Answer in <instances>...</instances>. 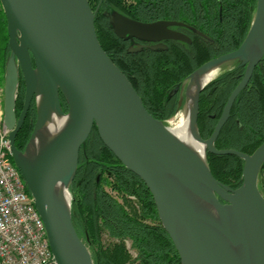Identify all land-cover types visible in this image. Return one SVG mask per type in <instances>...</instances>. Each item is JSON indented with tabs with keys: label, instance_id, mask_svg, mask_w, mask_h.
<instances>
[{
	"label": "water",
	"instance_id": "obj_1",
	"mask_svg": "<svg viewBox=\"0 0 264 264\" xmlns=\"http://www.w3.org/2000/svg\"><path fill=\"white\" fill-rule=\"evenodd\" d=\"M0 3L11 50L4 70L3 122L10 131L13 162L45 224L55 264H94L75 228L70 192L80 150L94 126L117 159L146 184L182 264H264V195L259 188L264 141L251 154L215 146L235 100L264 58V0H257L253 21L241 45L205 62L183 83L180 105L185 98L190 132L203 146L201 153L147 110L131 81L102 47L89 0ZM108 17L111 28L121 38L182 39L167 28L169 22H142L118 12ZM234 61L245 67L244 75L231 92L213 132L203 138L198 126L199 100L209 81L204 85L198 82ZM21 74L25 96L18 117ZM193 87L196 89L191 95ZM33 99L36 120L21 150L16 137ZM54 115L66 118L63 127L51 140L30 151ZM207 152L231 154L244 161L239 187L231 188L215 178ZM63 190L70 194L68 201Z\"/></svg>",
	"mask_w": 264,
	"mask_h": 264
},
{
	"label": "trees",
	"instance_id": "obj_2",
	"mask_svg": "<svg viewBox=\"0 0 264 264\" xmlns=\"http://www.w3.org/2000/svg\"><path fill=\"white\" fill-rule=\"evenodd\" d=\"M92 1L98 2L100 0H89L90 5ZM138 1L144 11L147 8L150 12L152 3L156 0ZM191 1L194 7L207 8V13L216 10V17H219L217 16L219 7L223 8V17L227 21L223 26L225 31L222 32V38L231 42L232 45L224 51H220V54L231 51L241 44L250 27L257 2V0ZM102 2L107 9L122 10L124 4V0H102ZM173 7L175 5H165L163 9ZM92 9L95 8L92 7ZM102 16L101 10L95 14L96 31L102 47L128 77L137 92L141 93L146 103H159L160 97H158L157 92L161 88L167 89L174 82L184 79L198 66V64L192 65L186 69L174 67L169 71H163L161 68L154 70L151 67L146 71L138 72L135 62L128 64L123 60L120 39L101 21ZM138 16L139 18H148L154 15L146 11ZM216 24L213 26L220 28V25L217 26ZM217 28L212 31L213 34L217 33ZM10 51L7 19L0 3V73L2 75ZM210 57L212 56L207 59ZM236 83L237 80H234L228 91H232ZM24 91V86L19 87L16 102L17 116L23 106ZM62 103L64 111H67L68 106L63 97ZM157 106L160 108V104ZM223 107L224 103L214 107V109L220 111ZM206 109H209V106L203 104L201 106L202 112ZM174 110L172 106L170 113ZM201 114L198 121L199 131L203 138H208L214 130L216 120L205 117L206 113ZM232 114L237 116L238 122L230 120L223 127L215 146L218 149L233 148L250 154L264 141L263 65H259L255 69L248 86L239 94ZM154 117L158 118L155 115ZM35 120L36 109L32 107L18 134L19 140L16 145L19 149L24 150ZM207 162L215 178L231 188H237L241 185L244 166L242 159L231 154L216 155L207 152ZM109 163H118L122 167V171H118L114 181H111L114 185L113 190L122 199L103 190L96 183L99 166ZM77 181H81V185ZM259 188L264 195V165L260 173ZM70 192L72 195L73 222L79 235L87 244L94 264H127L131 260L125 243L127 239L130 240L131 246L137 252V258L134 259L136 264H182L169 234L158 217L151 192L143 180L127 169L103 143L96 126H94L85 146L81 149L80 161ZM28 193L30 194L29 190ZM129 196L134 197L135 200H130ZM76 206H79L80 210L76 211ZM105 235L109 239L108 242H105Z\"/></svg>",
	"mask_w": 264,
	"mask_h": 264
},
{
	"label": "flooded vegetation",
	"instance_id": "obj_3",
	"mask_svg": "<svg viewBox=\"0 0 264 264\" xmlns=\"http://www.w3.org/2000/svg\"><path fill=\"white\" fill-rule=\"evenodd\" d=\"M165 5L168 6L175 5V7L169 9H163ZM104 6L105 5L102 2V0L98 2L96 1L91 2V7L95 8L93 10L95 14L101 10L103 14L102 18H100L101 21L105 23L108 29L112 31L115 35L116 33L111 28L110 19L108 17V14H111L113 12L121 13L129 18L142 22H156V21L169 22V24H167L168 25L167 28L170 31L175 32L176 34L182 37V39L164 38L157 41H143L133 37L121 38L118 36L120 39V46L123 52V60L128 64L129 62L130 64L132 62H135L136 70L138 72L146 71L151 67L154 70H157L156 68H161L163 71H169L170 69H174V67L186 69L187 67L198 64V66L192 72H190L184 79L174 82L167 89L161 88V90L157 92L158 97H160V101H158L159 103L156 104H153L151 102L146 103L141 93L139 92L147 110L153 116L154 115L157 116L158 117L157 119L163 120L165 122L171 120L173 117L179 116L181 114L183 107H185L183 106V104L185 103H182L180 105L181 96L184 95V92H182V86L185 79L205 62L217 56L231 52L237 49L241 45V44L238 45L237 48L231 51L223 52L222 54H220V51H224L226 48L232 45L231 42H227L222 38L223 37L222 32L225 31L223 26H225L227 19L223 17V8L221 6L217 11L218 13L217 16L219 17H216V10L207 13V8L203 9V8L194 7L191 0H156L152 3V9L150 10V12L149 10H147V8L145 9L146 11H148V13H152L154 15L153 17L150 16L148 18H139L138 15H141L146 11H144L141 8V4L138 0H124V4L122 5V10H118L114 8L107 9ZM254 14L255 11L253 12L252 21L254 18ZM215 23H217L216 24L217 26L218 24L220 25V28L218 27L219 29L213 26V24ZM215 28H217V33L213 34L212 31L216 30ZM209 56L212 57L207 59ZM259 65L264 66V58L260 60V62L255 67V69ZM244 72H245V67L243 68L240 67L237 61H234L230 67H227L221 71L219 70L218 72H216L215 76L205 85V87L202 89L200 93L198 121L200 119L199 117L202 115L201 113H206L205 117L211 120H216L217 123L218 119L222 114L224 107L220 111H216L214 107L220 106L223 103L225 106L231 92L233 91V90L228 91L230 84L234 80L235 81L237 80V83L235 85L236 87L237 84L241 81ZM22 86L25 87V82L23 75L21 74L19 87L22 88ZM143 94L145 95V93ZM24 96H25V91H24ZM236 102L237 99L235 100L233 107L236 104ZM23 104H24V98H23ZM158 104H160V108H158L157 106ZM203 104L208 105L209 109H206L202 112L201 106ZM172 106L175 110L174 112L170 113ZM32 107H35L36 109L35 99H33L31 102L24 123ZM233 107L231 109L230 116L227 122L225 123V125L230 120L238 122L237 116L232 114ZM22 109H20L18 117L20 116ZM206 125L207 123L205 124V126ZM19 131L17 133L16 143L19 140V136H18ZM79 161H80V156H79ZM118 171H122V167L118 163H109L101 167L99 166L96 175V183L99 186H101L100 188H103V190L110 192L111 189L113 190V186H114L111 181H114L115 175L118 174ZM259 179H260V175H259ZM81 183H82L81 181L78 182L79 185H81ZM113 191L116 192L115 190ZM78 210H80V207L76 206V211Z\"/></svg>",
	"mask_w": 264,
	"mask_h": 264
},
{
	"label": "built area",
	"instance_id": "obj_4",
	"mask_svg": "<svg viewBox=\"0 0 264 264\" xmlns=\"http://www.w3.org/2000/svg\"><path fill=\"white\" fill-rule=\"evenodd\" d=\"M0 112V264H55L45 224L12 160Z\"/></svg>",
	"mask_w": 264,
	"mask_h": 264
},
{
	"label": "bare ground",
	"instance_id": "obj_5",
	"mask_svg": "<svg viewBox=\"0 0 264 264\" xmlns=\"http://www.w3.org/2000/svg\"><path fill=\"white\" fill-rule=\"evenodd\" d=\"M215 74H216V71L210 72L209 74L202 76L198 83H201L202 85H204L207 81H210L215 76ZM195 89L196 87H193L190 90L191 95L194 93ZM188 105H189L188 109H191V105H192L191 99L188 101ZM183 112H185V109L181 111L180 115H182ZM65 120L66 118L64 117L60 118V117H57L56 115L52 116L50 122H47L45 124V127L41 130V133L35 139L34 143L36 144L34 145V147L33 146L31 147L30 151L34 152L38 147H40V145L43 142L51 140L54 137V135H56L60 131V129L63 127ZM190 121H191V117H190V112L188 111V114L186 113L185 117L184 116L180 117V123L178 125L174 127H170V128L175 135H177L178 137H180L181 139L189 143L195 150L201 153L203 150V146L197 143L192 138V135L190 132ZM36 146L38 147L35 148ZM62 193H63L62 195L65 197L64 199L68 201L70 199L69 192L67 190H63Z\"/></svg>",
	"mask_w": 264,
	"mask_h": 264
},
{
	"label": "rangeland",
	"instance_id": "obj_6",
	"mask_svg": "<svg viewBox=\"0 0 264 264\" xmlns=\"http://www.w3.org/2000/svg\"><path fill=\"white\" fill-rule=\"evenodd\" d=\"M232 64H233V62L228 63V64H225L224 66H222V67H220L219 69H217L216 72H218L219 70L221 71V70H223V69H225V68H227V67H230ZM0 83H1V87H2V92H1V94H2V99H3L4 74L2 75L1 73H0ZM2 103H3V100H2ZM183 103H185V99H184V102H183ZM62 104H63V103H62ZM183 106H185V104H183ZM2 108H3V107H2ZM181 109H182V108H181ZM184 109H185V112H183L182 115H179V116L173 117L171 120L167 121L166 124H167L169 127H174V126L178 125V124L180 123V117H181V116H184V117H185V114L187 113V111H186V107H183L182 110H184ZM110 192H111L113 195H115L117 198L122 199V198H121L119 195H117L116 192H114L112 189L110 190ZM129 199H130V200H133V201L135 200V198H134V197H131V196H129ZM104 237H105V242H108L109 239L106 238V235H105ZM125 243H126L127 251H128V253H129V255H130V258H131V260H130L127 264H136L135 261H134V259L137 258V252H136V250L133 249V247L131 246V242H130V240L127 239V240L125 241Z\"/></svg>",
	"mask_w": 264,
	"mask_h": 264
},
{
	"label": "crops",
	"instance_id": "obj_7",
	"mask_svg": "<svg viewBox=\"0 0 264 264\" xmlns=\"http://www.w3.org/2000/svg\"><path fill=\"white\" fill-rule=\"evenodd\" d=\"M1 92H2V87H1V83H0V112L1 111H3V103H2V94H1Z\"/></svg>",
	"mask_w": 264,
	"mask_h": 264
}]
</instances>
